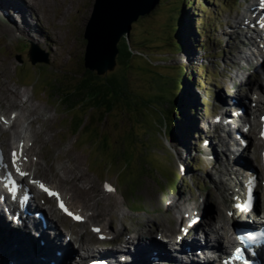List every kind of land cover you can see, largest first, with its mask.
<instances>
[{
	"label": "rangeland",
	"instance_id": "1",
	"mask_svg": "<svg viewBox=\"0 0 264 264\" xmlns=\"http://www.w3.org/2000/svg\"><path fill=\"white\" fill-rule=\"evenodd\" d=\"M46 1L47 8L39 6L33 18L29 17L31 21L36 18L40 28L50 35L58 36L48 47L44 42L26 39L17 30H7L5 26L13 24L12 15H16L17 9L14 1L0 0V73L6 70L10 84L25 90L31 95V103L42 108L35 127L42 129L37 136L43 142L37 143L52 164L54 175L59 176L54 182L63 184L70 192L74 207L83 201L82 206L92 207L96 215L100 213L98 219L107 224L108 238L98 242L94 237L91 245L101 250L102 241H121L139 229V232L157 231L161 222L171 224L174 233L179 232L185 216L177 217L171 199L198 205L202 212L213 211L215 200L222 198L218 193L221 191L231 205L233 196L220 183V179L226 182L229 178L230 167L224 158L207 154V142L200 136L206 132L205 125L217 118L220 102L235 97L230 95L236 91L232 81L237 84L247 76L252 84L248 80L237 88L243 91L252 86L258 92L257 82L264 80V65L254 66L249 59L235 58L239 51H246L244 42L236 38L239 36L236 28L245 22L241 16L252 0H195L191 8L182 0H163L140 16L132 23L127 38L120 39L121 52L113 64L100 72L93 69L97 82L111 80L109 108L103 104L96 106L89 94L74 97L66 104L62 96L63 92L76 89L84 77L83 32L94 0ZM66 6L71 8L70 12L62 17ZM124 39L131 52L128 58H123ZM32 49L37 50L36 56L47 61L32 63ZM260 84L263 90L264 81ZM177 95L181 97L183 116L177 117L178 109L171 112L174 127L171 131L168 122L164 125L162 115ZM0 105L7 111L12 108L10 115L13 108L17 109L9 107L6 100ZM250 108L255 111L253 104ZM260 128L255 134L246 135L252 147L247 150L241 147L237 154L238 158L248 157L258 170H261V144L253 149V142ZM2 139L0 143L6 147ZM63 167L70 168V176L80 179L85 174V177L62 180ZM43 169L42 166L40 176L46 178L42 174L47 175L51 169ZM106 185L112 190H107ZM80 196L83 199L78 200ZM43 199L54 208L53 199ZM42 212L50 216L48 210ZM109 216L112 220L114 217L112 223ZM58 218L65 230L75 231L81 226L72 224L67 217ZM204 222L202 218L199 224ZM196 225V231L202 230ZM13 229L17 231L0 222V264H10L11 256L6 252L10 242L5 238L13 234ZM85 229L92 230L88 226Z\"/></svg>",
	"mask_w": 264,
	"mask_h": 264
},
{
	"label": "bare ground",
	"instance_id": "2",
	"mask_svg": "<svg viewBox=\"0 0 264 264\" xmlns=\"http://www.w3.org/2000/svg\"><path fill=\"white\" fill-rule=\"evenodd\" d=\"M10 1H14L12 4L17 9V12L16 15H12L15 16L13 24L11 22L9 26H5L7 30L12 32H14V30L16 32L17 30L26 39L44 42L47 47L51 43L57 41L58 36H56V33L55 35H50L46 30L40 28V24L36 23V18H34L35 20L33 19V21L30 19V17L33 18L32 14L34 16V12H37L41 7L47 8L48 3L46 0ZM60 5L61 4H59L58 7ZM39 6L41 7L39 8ZM70 9L71 8L67 6L63 7L61 13V15H63L62 17L67 15ZM62 17L61 20H63ZM241 17L242 19L245 18V22L237 25L236 32L239 36L236 38L239 39V42H241V40L244 42V50L246 51L244 53L239 51L238 56L235 58L242 60L249 59L248 62L250 63L264 65V41L262 39V35H264V0H252V3L246 7ZM16 21L19 24L16 23ZM46 40H48V42H46ZM262 76L264 77V73ZM243 78V81L238 80L237 84L236 81H232L236 86V91H233L230 95H234L235 97L220 102L221 110L217 118L211 119V122L205 125L207 128L206 134L204 133V136L201 135L200 137L207 142L205 150L208 151L207 154L209 156L213 155L211 157L224 158L228 161L226 165L230 167L228 173L229 178L226 179V182L220 179V183L223 185L224 191L231 193L232 196L234 194L235 202L241 201L244 204V200L249 196L248 189L252 187V183L255 181L259 184L261 182V176L260 172L257 170L258 168H256L248 157L241 158L242 156H239L238 158L241 147H245V138L243 135L240 136V133L243 132L242 130L238 131L237 123L241 120H244L245 123L249 121L251 125L250 130L255 133V128L250 120L252 114L250 106L252 103H255L254 105L257 107L258 112L264 109V91L260 89V83L263 80L257 82L259 83L258 92H256L252 86L245 87L243 91L238 89V85H244V83L250 80L247 76ZM258 78H255V82ZM252 90L254 91V95L252 94ZM2 100L8 101L9 107L15 106L17 109L15 110L13 108V113L10 115L9 110L12 108L7 111L6 109H2L0 105V139H2V135H4L5 138L2 140L7 144L5 147L0 143V151L2 154L0 157V173L6 176H10V173H15L20 176L17 172V168H19L21 172L26 173V175L23 176L24 178H22V182H26L27 178L32 181H38L39 184H43L50 191L57 193L58 197H52L64 199L66 201L69 212L74 214L71 216L69 215L72 224L79 223L81 225L79 229L69 231L65 230L63 225L58 223L59 220L57 217H54L52 220V216L47 215V221L44 225L39 219L30 216L29 210L31 209L37 207V210H44L40 202L45 193L39 192L35 202L32 198L23 197V202L26 206L25 210L20 211L18 207L10 210L9 206L11 203L9 204L10 196H8V194L11 193L10 180H14V178H12V176L11 178L8 177L9 179L7 182L9 183L3 181L4 186H0V222L8 226H13L17 230L15 231L13 229V234L5 238L6 242H10L6 252L9 253V257H12V255L14 257H10L8 263L20 264L21 262L33 260V263L36 262V264H72V262H75V264H88V262L97 264V259H102L106 261V264H243L242 258L236 256L232 252L235 243H230V236L226 233L233 223L237 222L234 217L235 212L233 211L235 203L228 205L227 196L225 192L222 194L221 191H218V193L221 194L222 198L221 200H215V210L213 211L208 209L202 212L198 208V205H190L183 200H170V205L175 208L177 217L184 215L185 223L190 224V226L192 224H197L196 226L202 229L199 231L192 230V236H183L181 238L182 242L188 239H191V241L183 242L182 246L179 248H165L160 243L162 242L159 240L160 236H155V240L153 241H137L133 244L132 240L148 239L146 235L151 234H148V230L146 229H143L145 231L141 230V232H139L140 229L134 230L131 239L127 238V240L122 241V243H126L125 247L118 244L112 245L109 247L111 249L114 248V250L108 252H102L100 249L93 247L91 243L94 237L99 242V240L106 238L103 236L108 235V228H106L107 224L103 222L102 218L98 219L100 213L96 215L92 207L87 208L86 206H82L81 204H83V201H78V203L81 204L74 207L69 196L70 192L64 189L65 186H63V184L60 183V185H58L54 182V179L59 180V176L57 177L54 175L53 171L55 170H53L52 164L49 163L48 158L42 154L41 148L38 146V143L43 142L42 138L41 141H39L37 136L38 132H42V129L36 128L35 124L40 122L39 116H41L42 108L31 103V95L26 93L25 90H19L15 85L10 84V78L6 70L0 73V104ZM239 106L245 107L242 112L237 111ZM259 116H262V113H260ZM254 139L253 149H256V145L259 143L260 138L256 137ZM251 147L252 144L250 148ZM245 150H247V147H245ZM13 152L17 155L15 164L13 163ZM41 161H43L44 164L41 163ZM41 165L44 167L43 170L47 168L51 169L47 175L44 173L42 174L46 178L40 176L42 169ZM216 172L221 173V170L216 169ZM63 173L62 180L65 181L68 179L82 180V178L85 177V174H81L80 179L70 176V168L65 167H63ZM238 175H240L241 178H238ZM35 184L39 185L38 183ZM26 186L28 191H36L35 185L23 183V187L26 188ZM68 188L78 190L76 187ZM114 190L115 188H113V191ZM81 194H83L82 191ZM81 196L78 200L83 199ZM257 197L261 199V192L257 194ZM84 207L86 209H84ZM5 209L8 213L5 212ZM47 210L51 213L53 208L48 207ZM15 211L22 213L21 216L18 215L15 219H7L6 214L13 216L15 215ZM75 215L82 217V219H75ZM205 215L207 217H205ZM202 218L205 219V222L199 224ZM260 218L262 219L263 217ZM51 220L54 222H51ZM110 220L112 223L114 217L113 220L111 218ZM194 221L197 223H193ZM86 225L92 229L91 232L85 229V227H87ZM170 225L161 222L158 230L165 234L172 235L175 228H171ZM97 228L100 230L99 232L93 230ZM205 228L211 230L217 238L208 237L209 233ZM118 232H121V229H118ZM159 235L162 236L163 234ZM24 236H26L27 239ZM222 238L225 239L228 244L222 245ZM23 242H32V244H25ZM107 243L116 242L108 241ZM109 247H106V249H109ZM118 247L124 248L121 249L122 251H119V249H116ZM78 252H81L82 255ZM243 252L245 253L244 259L256 260L257 258L259 264H264L260 257H254L247 253L246 250H243ZM78 255L79 258L77 259L76 257Z\"/></svg>",
	"mask_w": 264,
	"mask_h": 264
},
{
	"label": "water",
	"instance_id": "3",
	"mask_svg": "<svg viewBox=\"0 0 264 264\" xmlns=\"http://www.w3.org/2000/svg\"><path fill=\"white\" fill-rule=\"evenodd\" d=\"M158 0H94L92 10L84 27L85 50L83 65L100 72L113 64L118 54V43L127 38L132 23L149 13ZM30 50L31 62H46Z\"/></svg>",
	"mask_w": 264,
	"mask_h": 264
},
{
	"label": "trees",
	"instance_id": "4",
	"mask_svg": "<svg viewBox=\"0 0 264 264\" xmlns=\"http://www.w3.org/2000/svg\"><path fill=\"white\" fill-rule=\"evenodd\" d=\"M163 0H158L157 3V7L159 6L158 4H160V2H162ZM183 3L185 4V6L187 8H191V4H194L195 0H182ZM181 1V3H182ZM202 20V19H199ZM198 20V21H199ZM202 23V22H201ZM202 33V32H201ZM119 44V43H118ZM180 46V45H179ZM124 47H125V54L123 58H128L131 55V52L129 50V46L127 44V40L124 39ZM119 48V47H118ZM179 51H183L182 46H180ZM119 52H121L120 50L118 51L117 57L119 55ZM82 73L84 74V77H82V81L80 82V84L78 86H76V89H72L70 91H65L62 93V96L64 98V103H68L69 101L72 100V98H76L78 96H84V95H92V98L96 104V106H102L106 105L108 108L111 105V102L108 100V95L110 92H108L109 89H111L110 85L111 84V80H106L105 82H97V75L93 74V70L90 69H84V71H82ZM176 99H173V101H171V105L170 108L166 107L167 113L168 115V119L166 117L167 113H163V119H164V125L167 126V123H169V128L171 131H173V118L170 117L171 116V112L178 109L179 112L177 113V117H182V110H181V105H180V95H177L175 97ZM168 108V109H167ZM170 111V112H169ZM172 120V121H171ZM171 121V122H170Z\"/></svg>",
	"mask_w": 264,
	"mask_h": 264
},
{
	"label": "snow or ice",
	"instance_id": "5",
	"mask_svg": "<svg viewBox=\"0 0 264 264\" xmlns=\"http://www.w3.org/2000/svg\"><path fill=\"white\" fill-rule=\"evenodd\" d=\"M262 135H264V133H262ZM16 159H17V155H16L15 152H13V163H14V164H15ZM17 172H18L21 176L26 175V173L21 172L19 168H17ZM34 183H38V184H39L38 181H34ZM250 184H251V181H250ZM39 186H40L44 191L48 192L49 195L57 196V197H58V194H57V193L50 191V190L47 189L43 184H39ZM106 188H107V190H109V191L112 190V189H111L109 186H107V185H106ZM11 191H15V189L12 188ZM59 207H60L62 210H64L68 215H70V216H71V215H74L73 213H71V212L68 211V209L65 207V205H64V203H63L62 201L59 202ZM74 218L77 219V220L82 219V217H80V216H78V215H75ZM93 230L96 231V232H99V231H100L98 228H97V229H93ZM251 238H252V237L249 236V239H251Z\"/></svg>",
	"mask_w": 264,
	"mask_h": 264
}]
</instances>
